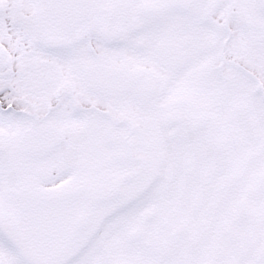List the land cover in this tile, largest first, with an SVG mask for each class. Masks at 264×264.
Here are the masks:
<instances>
[{
  "label": "snow or ice",
  "instance_id": "1",
  "mask_svg": "<svg viewBox=\"0 0 264 264\" xmlns=\"http://www.w3.org/2000/svg\"><path fill=\"white\" fill-rule=\"evenodd\" d=\"M0 264H264V0H0Z\"/></svg>",
  "mask_w": 264,
  "mask_h": 264
}]
</instances>
